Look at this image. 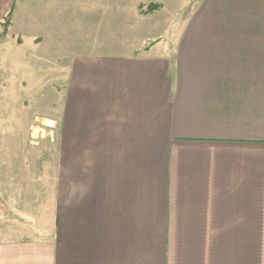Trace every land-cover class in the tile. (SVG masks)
<instances>
[{"label": "crops", "instance_id": "1", "mask_svg": "<svg viewBox=\"0 0 264 264\" xmlns=\"http://www.w3.org/2000/svg\"><path fill=\"white\" fill-rule=\"evenodd\" d=\"M146 2L182 16L71 64L66 195L0 180V264H264V0Z\"/></svg>", "mask_w": 264, "mask_h": 264}, {"label": "rangeland", "instance_id": "2", "mask_svg": "<svg viewBox=\"0 0 264 264\" xmlns=\"http://www.w3.org/2000/svg\"><path fill=\"white\" fill-rule=\"evenodd\" d=\"M146 1L36 0L40 9L31 12L34 17L18 12L16 19L10 11L0 20V180H58L59 195H66L63 135L71 64L99 38L107 39L109 51L116 38L139 42L150 37L147 29L154 20L165 27L162 21L182 16L170 9L145 17L138 6ZM104 22L107 27L101 28Z\"/></svg>", "mask_w": 264, "mask_h": 264}, {"label": "trees", "instance_id": "3", "mask_svg": "<svg viewBox=\"0 0 264 264\" xmlns=\"http://www.w3.org/2000/svg\"><path fill=\"white\" fill-rule=\"evenodd\" d=\"M163 8V4L162 3H154V2H151L147 5L145 4H140L138 6V11L140 14L142 15H148V14H151V13H155L156 11H159ZM5 25V28L7 27L8 23H4ZM154 43H156V41H153L152 43H150L147 48H149V46L153 45Z\"/></svg>", "mask_w": 264, "mask_h": 264}]
</instances>
